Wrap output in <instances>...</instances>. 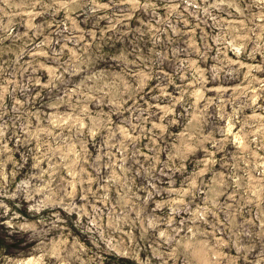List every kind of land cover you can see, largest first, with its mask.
Here are the masks:
<instances>
[{
	"label": "rangeland",
	"instance_id": "rangeland-1",
	"mask_svg": "<svg viewBox=\"0 0 264 264\" xmlns=\"http://www.w3.org/2000/svg\"><path fill=\"white\" fill-rule=\"evenodd\" d=\"M0 264H264V0H0Z\"/></svg>",
	"mask_w": 264,
	"mask_h": 264
}]
</instances>
